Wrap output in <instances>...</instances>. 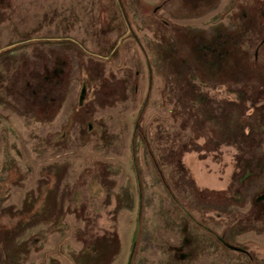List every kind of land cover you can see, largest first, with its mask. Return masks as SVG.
<instances>
[{
    "label": "rangeland",
    "instance_id": "374dc122",
    "mask_svg": "<svg viewBox=\"0 0 264 264\" xmlns=\"http://www.w3.org/2000/svg\"><path fill=\"white\" fill-rule=\"evenodd\" d=\"M0 264H264V0H0Z\"/></svg>",
    "mask_w": 264,
    "mask_h": 264
}]
</instances>
